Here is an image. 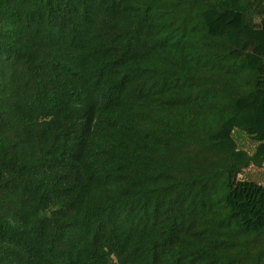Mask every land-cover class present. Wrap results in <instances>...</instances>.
<instances>
[{
  "label": "trees",
  "instance_id": "obj_1",
  "mask_svg": "<svg viewBox=\"0 0 264 264\" xmlns=\"http://www.w3.org/2000/svg\"><path fill=\"white\" fill-rule=\"evenodd\" d=\"M263 163L264 0H0V264H264Z\"/></svg>",
  "mask_w": 264,
  "mask_h": 264
},
{
  "label": "rangeland",
  "instance_id": "obj_2",
  "mask_svg": "<svg viewBox=\"0 0 264 264\" xmlns=\"http://www.w3.org/2000/svg\"><path fill=\"white\" fill-rule=\"evenodd\" d=\"M238 140L243 147L250 149V142L242 135H238ZM237 179L254 181L257 184L264 187V163L260 167L250 166L246 168L241 174L237 176Z\"/></svg>",
  "mask_w": 264,
  "mask_h": 264
}]
</instances>
